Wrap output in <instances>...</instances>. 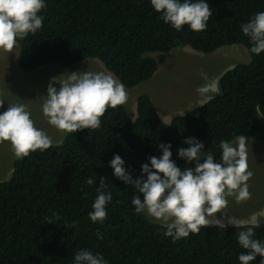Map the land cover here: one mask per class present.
<instances>
[{
  "label": "trees",
  "instance_id": "1",
  "mask_svg": "<svg viewBox=\"0 0 264 264\" xmlns=\"http://www.w3.org/2000/svg\"><path fill=\"white\" fill-rule=\"evenodd\" d=\"M212 15L206 29L180 31L160 19L149 0H46L41 28L18 40L16 68L31 72L56 64L68 69L97 59L115 78L132 88L149 79L157 61L148 53L189 47L209 54L242 45L247 63L235 64L217 79L214 99L196 105L164 123L151 99L136 98L130 120L124 104L107 108L97 129L66 133L58 144L31 151L11 163L10 178L0 181V264H72L81 248L102 253L108 264H239L246 251L237 242L239 226H201V231L173 242L164 227L138 215L131 205L134 190L108 166L113 154L125 161L133 179L149 156L159 157L157 144L170 142L178 167H192L176 156L186 137H195L219 159V141L236 135L264 145V51L249 52L239 25L264 11V0H206ZM93 179L88 185L86 180ZM104 178L112 200L103 224L88 217ZM264 221V219H262ZM99 231L103 238L97 239ZM264 239V222L254 228ZM260 257L250 264H259Z\"/></svg>",
  "mask_w": 264,
  "mask_h": 264
},
{
  "label": "clouds",
  "instance_id": "2",
  "mask_svg": "<svg viewBox=\"0 0 264 264\" xmlns=\"http://www.w3.org/2000/svg\"><path fill=\"white\" fill-rule=\"evenodd\" d=\"M149 3L160 19L176 31L187 25L192 31L200 32L206 29L212 15L206 0H149ZM45 7L46 0H0V50H12L18 40L37 32L44 19L38 13ZM239 27L248 37L251 54L264 51V11L252 14ZM198 74L204 82L197 86L196 93L201 99L200 105H204L212 101L220 89L209 81L206 72L201 70ZM41 97L42 115L65 134L99 128L100 117L106 109L122 105L128 99L125 85L104 71H72L53 76L47 84L46 95ZM4 102L0 99V106ZM0 141H8L18 159L31 151H44L52 144L47 133L35 126L24 103L9 104L0 111ZM183 143L188 146L178 148L176 156L185 164L193 165L183 170L171 159L170 142L157 144L161 154L149 156L148 162L140 165L141 175L135 179L126 170L120 155L114 153L108 161L112 174L134 190L131 205L135 213L150 222H158L165 229L163 235L173 242L209 225L208 217L224 209L228 197H234L237 202L248 199V181L253 175L248 167L245 135H236L232 140L221 139L218 160L195 137H186ZM86 183L93 184V179L88 178ZM96 193L88 217L92 223L103 224L106 205L112 200L104 178L100 179ZM261 222L264 221L254 219L251 226L238 231V245L246 250L238 255L239 264H250L257 256L259 264H264V239L254 236V228ZM229 223L237 227L246 222L233 219ZM95 235L97 239L103 238L99 231ZM72 264H108V261L102 253L81 248L72 256Z\"/></svg>",
  "mask_w": 264,
  "mask_h": 264
},
{
  "label": "rangeland",
  "instance_id": "3",
  "mask_svg": "<svg viewBox=\"0 0 264 264\" xmlns=\"http://www.w3.org/2000/svg\"><path fill=\"white\" fill-rule=\"evenodd\" d=\"M17 52V44L12 50H0V99L5 101L4 105L0 106V111L5 110L9 104L24 103L35 126L47 133L53 145L58 144L65 133L50 125L40 109L41 96L46 95L50 78L72 71L111 72L97 59H85L68 69L48 64L31 72H20L16 68ZM146 55L157 61V68L149 79L132 88H126L128 99L124 105L130 120L136 115V98L144 94L151 99L160 119L169 123L173 115H182L201 104V99L196 93L197 86L204 82L198 74L201 70L207 73L211 83L217 84V79L224 71L235 64L249 61L246 49L239 44L223 46L209 54L184 47L166 53L155 52ZM262 123L264 124V119ZM15 157L10 143L0 141V181L10 178L11 163ZM247 162L249 170L253 173L248 181L250 197L240 202L234 197H228L226 207L209 216V225L205 226H232L229 220L233 219L245 221V224H250L254 219H264L263 144L247 139Z\"/></svg>",
  "mask_w": 264,
  "mask_h": 264
}]
</instances>
